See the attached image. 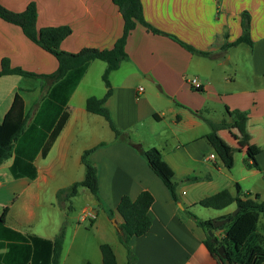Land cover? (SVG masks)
I'll list each match as a JSON object with an SVG mask.
<instances>
[{
	"label": "crops",
	"instance_id": "1",
	"mask_svg": "<svg viewBox=\"0 0 264 264\" xmlns=\"http://www.w3.org/2000/svg\"><path fill=\"white\" fill-rule=\"evenodd\" d=\"M31 2L38 7V29H72L61 44L65 52L112 49L124 33V19L114 0H0L13 12L24 11ZM142 4L145 20L161 33L137 24L126 41V60L110 74L113 93L105 106L120 137L113 131L111 136L109 122L86 107L90 97L102 99L107 94L106 62L91 61L53 82L43 75L57 71V58L19 26L0 18V71L8 60L12 68L38 75L0 76V123L18 94L24 101V117L29 118L13 157L0 166V264H31L35 251L30 236L54 240L63 229L61 264H67L69 252L63 253L70 220L72 249L86 222L68 214L73 205L60 201L58 192L85 178L82 156L90 149L94 151L89 160L99 172L100 200L84 187L73 198L86 196L81 212L90 208L98 213L90 225L103 239L99 249L110 244L119 264L116 245H123L119 239L123 218L117 207L123 196L136 200L148 191L154 197L150 230L130 241L136 264H219L205 245L206 232L191 213L201 220L232 214L236 204L213 209L199 203L226 189L236 195L237 185L242 193L260 194L264 200V0H142ZM244 12L251 16L252 46L234 45L243 33ZM195 77L202 82V91L190 85ZM65 111L68 121L44 157L43 148ZM235 111L246 117L234 121L229 112ZM207 120L234 124L232 130L218 132L231 148L233 168L224 165L209 143L212 128ZM152 148L162 152V162L177 183L179 202L141 152ZM214 234L221 237L224 232ZM88 261L103 264L102 253L95 262L87 259L82 264Z\"/></svg>",
	"mask_w": 264,
	"mask_h": 264
},
{
	"label": "trees",
	"instance_id": "2",
	"mask_svg": "<svg viewBox=\"0 0 264 264\" xmlns=\"http://www.w3.org/2000/svg\"><path fill=\"white\" fill-rule=\"evenodd\" d=\"M119 7L124 19V33L116 41L114 47L108 50H100L96 48H84L78 53H69L61 50L62 42L72 34V29L68 26L47 27L38 29V7L35 2H31L22 12H13L0 3V18L4 21L19 26L24 34L38 44L43 49L52 53L59 62L57 71L51 75H43L51 79L53 82L62 80L69 72L84 68L88 63L94 60H102L107 63V69L103 75L104 83L107 87V94L104 98L90 97L87 100L86 107L91 113L103 116L110 124L112 131L117 137L122 132L113 122L110 111L106 108L105 102L113 93L112 84L110 82V74L117 70L121 63L126 60V41L130 32L137 26L142 24L150 31L161 33L159 30L150 25L144 17L142 0H114ZM242 36L234 43L239 45L247 43L250 46L253 42L250 37L251 16L248 12L242 14ZM175 40L179 41L176 37ZM180 42V41H179ZM186 48L194 52V49L183 42H180ZM229 46V45H228ZM227 47V45H226ZM205 55H209L205 53ZM22 75L28 77H38L34 73L24 71L21 68H12L8 60L2 63L0 76L4 75ZM25 105L23 98L18 94L14 100L13 106L7 113L3 123H0V166L14 155L16 145L28 125V117H24ZM235 120H242L246 117V113L235 111L229 112ZM69 118V113L65 111L60 117L58 123L53 129L47 143L43 148V156L46 157L54 142L62 132ZM212 128L207 139L216 153L229 169L234 167V158L231 155V148L226 145L218 136L220 130H232L233 123L222 121L216 123L207 120ZM139 148L138 145H136ZM140 149V148H139ZM94 151L90 149L84 152L82 162L85 166V178L74 183L71 187L62 189L58 192L60 201L71 200L77 196L81 187L87 188L95 197H99V172L98 168L93 165L89 156ZM148 161L151 169L163 180L169 189L173 199L179 202L177 194V183L173 180L171 173L162 162V152L158 148H152L147 151H141ZM252 157V155H250ZM257 165V162L255 161ZM238 193L233 195L229 190H223L215 195L203 199L199 204L206 208L224 209L232 204H236L239 212L233 216L228 214L217 220H225V224L219 227L213 225L214 220H201L196 215L192 217L197 221L198 225L206 232L205 245L218 261L219 264H264V200L260 194L242 193V189L237 185ZM154 202L153 195L148 192H142L136 200L129 196H123L117 210L123 218L121 225L120 242L128 251L127 264H136V256L131 250L130 241L134 236L145 235L152 226V220L149 215L150 207ZM4 210L1 221L5 220ZM212 230L214 233L218 230L224 232L223 236L216 234L211 237L208 232ZM65 229L54 240L40 238L31 235L30 239L34 247V257L31 264H61V256L64 245ZM220 247H224L230 263H227L218 252ZM103 264H119L117 255L113 247L104 243L100 246ZM2 256L0 255V262ZM41 262V263H40ZM86 264H92L88 261Z\"/></svg>",
	"mask_w": 264,
	"mask_h": 264
},
{
	"label": "rangeland",
	"instance_id": "3",
	"mask_svg": "<svg viewBox=\"0 0 264 264\" xmlns=\"http://www.w3.org/2000/svg\"><path fill=\"white\" fill-rule=\"evenodd\" d=\"M110 135H113L112 130H110ZM68 206L73 205L72 209H68L69 215H80L81 210L86 205V196L79 195L77 199H71L70 201H67ZM59 203V202H58ZM76 204V205H75ZM70 225L67 227L66 231V239H65V246H64V253L63 255H67L68 252V259L67 264H82L85 260L91 259L92 261H96L97 256H101V250L99 249L98 243L102 242V238L96 234L94 231H92V227L90 225V222L82 223V227L80 232L78 233V237L76 239V244L74 248H71V240H72V224H74V221L70 220ZM76 224H78L77 221H75ZM85 229V230H84ZM91 231V232H87ZM38 231H40L38 229ZM44 234H47L44 232ZM107 240V239H106ZM108 240H110L108 238ZM116 250L119 258L120 264H125L126 261V249L123 245L118 244L116 245ZM67 257V256H66Z\"/></svg>",
	"mask_w": 264,
	"mask_h": 264
},
{
	"label": "built area",
	"instance_id": "4",
	"mask_svg": "<svg viewBox=\"0 0 264 264\" xmlns=\"http://www.w3.org/2000/svg\"><path fill=\"white\" fill-rule=\"evenodd\" d=\"M190 85L196 89V90H203V84L202 82L198 79V78H192L190 80ZM143 91V88L139 89L138 93H137V98L139 97V95L141 94V92ZM98 217V213L94 210V209H90V208H85L81 213H80V221L81 222H94Z\"/></svg>",
	"mask_w": 264,
	"mask_h": 264
},
{
	"label": "water",
	"instance_id": "5",
	"mask_svg": "<svg viewBox=\"0 0 264 264\" xmlns=\"http://www.w3.org/2000/svg\"><path fill=\"white\" fill-rule=\"evenodd\" d=\"M179 205H181L180 203H179ZM239 208H237L233 213H232V215L233 216H235L238 212H239ZM225 220H214L213 221V225L215 226V227H219V226H222L223 224H225ZM208 234L211 236V237H213L215 234H214V232L212 231V230H210L209 232H208ZM218 252H219V254L224 258V259H226V261H227V263H230V260H228V258H227V255H226V253H225V249H224V247H220L219 248V250H218Z\"/></svg>",
	"mask_w": 264,
	"mask_h": 264
}]
</instances>
